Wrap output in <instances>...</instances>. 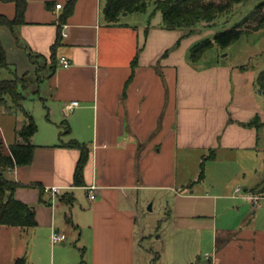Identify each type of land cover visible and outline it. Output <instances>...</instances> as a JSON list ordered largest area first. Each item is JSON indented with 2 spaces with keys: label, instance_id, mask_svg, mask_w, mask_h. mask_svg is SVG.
<instances>
[{
  "label": "crops",
  "instance_id": "1",
  "mask_svg": "<svg viewBox=\"0 0 264 264\" xmlns=\"http://www.w3.org/2000/svg\"><path fill=\"white\" fill-rule=\"evenodd\" d=\"M66 1L26 0L25 22L0 26L7 70L19 60L25 62L20 73L31 80L38 76L33 90L42 93L43 107L24 108L37 125L30 137L35 145L32 161L7 170L5 176L21 184L14 195L33 207L37 225L64 234L70 228L74 236V255L63 249L64 240L50 241L54 255L48 264H154L139 251L145 237L138 225L145 190L165 194L167 221L174 229L195 237L210 234L206 264H264V158L262 169L254 164L260 179H249L241 189L244 167L236 171V180L224 182L226 186L210 179L211 169L198 179L201 163L215 164L218 151L257 157L264 150L259 146L264 120L256 107L234 94L233 69L186 63L170 48L171 35L178 32L159 21L107 23L105 0H76L71 14L60 22ZM14 12L13 2L0 0V14L12 18ZM60 56L69 59L68 67L59 64ZM72 100L78 105L64 111ZM24 119L21 111L15 132ZM64 120L70 132L61 141L76 139L89 147L82 186L72 185L79 150L58 145V123ZM36 185L60 187L54 207L45 193L39 201ZM90 185L95 186L93 199L85 190ZM76 189L84 190L86 197L73 208ZM63 194L72 199L61 200ZM228 202L241 211L231 216ZM11 227L16 226L0 225V236ZM17 257L30 264L25 252L13 253L10 264ZM168 264L183 260L171 257Z\"/></svg>",
  "mask_w": 264,
  "mask_h": 264
},
{
  "label": "rangeland",
  "instance_id": "2",
  "mask_svg": "<svg viewBox=\"0 0 264 264\" xmlns=\"http://www.w3.org/2000/svg\"><path fill=\"white\" fill-rule=\"evenodd\" d=\"M259 1L261 0H238L229 12L220 14L215 19L216 25L214 27H206L207 23L205 22L199 23L196 31L180 39L181 30L177 28L171 29V31L176 32L175 34L178 32V35L174 38L171 35L172 43L170 48L171 51L176 50L177 54L181 55L186 63L196 68H207L218 64L227 65L230 69H233L234 94L242 96L245 102L256 107L260 112L262 120H264V93L261 92L260 87L257 85V76L264 69V24L256 30L242 34L235 41L224 47L212 45L195 60L191 59L190 52L193 44L205 38L211 39L214 32L230 27L253 9ZM263 9L264 6L262 7ZM119 19L124 22L147 23L149 21L150 24H156L158 21L161 22V14L158 10L154 11L153 4L150 2L145 11L131 12L125 15L122 12ZM24 63L22 60H19L14 64L13 70H15L17 75L22 74L20 70H22ZM11 77L12 74L6 68L1 69L0 78ZM34 78L31 80L30 76V84L23 89L25 99L22 102V107L23 109L27 107H30V109L35 108L33 110L37 111L42 107V102L39 98V95H42V93L39 92V94L35 91L37 90L35 86L38 76L35 75ZM34 87L36 88L35 90H33ZM44 110L46 111V109ZM21 111V109H17L13 112H5L0 108V138L2 137L3 141L6 140L8 143L14 142L15 136H17L14 131V124L21 117ZM259 136V146L264 148V124L259 127ZM258 153V156L255 157L249 152L218 151L215 155V164H209L210 162L204 160L202 165L203 174H206V171L211 169L210 179L220 180V184L226 186L225 183L230 184V180L234 179L236 171L244 167L246 169V181L238 182L241 189V187L247 186L246 184L250 180L258 178L259 172L254 171V164L256 163L257 166L261 167L264 150L261 149ZM239 175L240 177L242 176L241 173ZM262 183L264 185V179ZM260 190L261 188L258 189V192H261ZM75 192L79 196H77L78 199L73 203V208L79 207L78 203L86 197L82 189H76ZM69 200L70 198L65 196V201ZM166 200L165 194L161 192L150 190L142 192L140 202H142L143 214L142 212L140 213L138 225L144 231L145 237L141 243L140 253H145L154 264H168L171 257H180L183 260V264H206L204 256L206 251H210V234L204 233L201 237H195V233L192 234L191 232L174 229L172 222L167 221L166 210H168V205ZM232 203H226L228 208L227 213L231 216L237 214V211H241L235 210L236 208L232 207ZM150 205L152 206L151 209ZM217 213L218 215L222 214L220 209H218ZM10 229V232L0 236V264H10L11 257L15 252H21V254L25 252L30 264L49 263L50 258L54 255V244L50 243L49 227L42 224L23 231L18 230V227H11ZM69 229H64L67 236L64 239L65 245L63 249H66L69 255H74V236L72 233H69ZM57 243L60 244L59 242ZM79 243H83L82 239H79ZM198 244L201 245L200 252L196 251ZM189 256H192V260L187 261Z\"/></svg>",
  "mask_w": 264,
  "mask_h": 264
},
{
  "label": "trees",
  "instance_id": "3",
  "mask_svg": "<svg viewBox=\"0 0 264 264\" xmlns=\"http://www.w3.org/2000/svg\"><path fill=\"white\" fill-rule=\"evenodd\" d=\"M1 1L13 2L15 12L12 18L0 14V26L11 28L14 25L25 22L24 12L26 0ZM75 1H66L59 17L60 22H64L71 14ZM150 2L153 4L154 11L158 10L161 14V26L166 29H180V39L196 31L199 23L205 22L207 23L206 27H214L216 25L215 19L220 14L229 12L238 0H105L102 10L103 16L107 23L116 22L122 12H143ZM263 6L264 0H261L253 9L230 27L214 32L211 39L205 38L193 44L190 48L191 59L195 60L199 58L212 45L224 47L235 41L242 34L260 28L264 24ZM59 38L58 30V37L54 45H57ZM134 63L135 58L132 61V67H134ZM4 68L8 69L9 63L0 40V71ZM10 73L12 74L11 78H0V108L5 112H13L21 109L25 119L16 129L17 141L5 146L3 140L0 138V225L28 228L37 225L35 211L32 206L15 197V189L21 184L8 179L5 176V172L15 166L26 165L32 161L35 145L30 142V137L35 133L37 125L32 113L25 111L22 107V102L25 99L23 89L27 87L29 77H27L26 73L17 75L15 70L10 71ZM257 85L260 87L261 92L264 93V69L257 76ZM255 120L257 121L254 118L252 123ZM58 128V145L76 147L79 150V157L73 171L72 185L82 186L84 185L83 168L88 158L89 147L86 143L79 142L76 139H70L66 143L61 141L62 135L70 132V127L65 120L58 123ZM202 168L201 163L198 179L203 178ZM36 186L40 193L39 201H43L41 197L44 193L43 187L40 185ZM65 196L67 195L63 194L60 196V199L65 200ZM67 197L70 200L72 199L71 195ZM14 264H25V260L23 257H17Z\"/></svg>",
  "mask_w": 264,
  "mask_h": 264
},
{
  "label": "built area",
  "instance_id": "4",
  "mask_svg": "<svg viewBox=\"0 0 264 264\" xmlns=\"http://www.w3.org/2000/svg\"><path fill=\"white\" fill-rule=\"evenodd\" d=\"M55 7L56 8H61V3H56L55 4ZM59 64L62 66V67H68L69 64H70V61L67 57L65 56H60L59 57V60H58ZM78 105V101L77 100H72V101H69L67 103L64 104V111L68 112V111H71L73 107L77 106ZM95 186L94 185H90L88 187H85V190H86V194H87V197L89 199H93L94 198V190ZM60 187L58 186H44L43 187V192L48 195V199H49V202L51 204L52 207H54V203L55 201L57 200L59 194H60ZM65 239V234L64 233H61L59 231H57L55 228H52L51 232H50V241L51 243H55V242H59V241H62Z\"/></svg>",
  "mask_w": 264,
  "mask_h": 264
},
{
  "label": "water",
  "instance_id": "5",
  "mask_svg": "<svg viewBox=\"0 0 264 264\" xmlns=\"http://www.w3.org/2000/svg\"><path fill=\"white\" fill-rule=\"evenodd\" d=\"M126 14V12H123V15H125Z\"/></svg>",
  "mask_w": 264,
  "mask_h": 264
}]
</instances>
